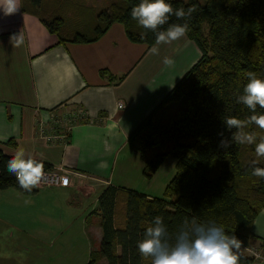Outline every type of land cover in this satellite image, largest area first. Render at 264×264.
Returning a JSON list of instances; mask_svg holds the SVG:
<instances>
[{
  "label": "crops",
  "instance_id": "0c3cea01",
  "mask_svg": "<svg viewBox=\"0 0 264 264\" xmlns=\"http://www.w3.org/2000/svg\"><path fill=\"white\" fill-rule=\"evenodd\" d=\"M94 4L20 0L16 13L0 10V151L11 157L23 148L26 157L69 171L71 180L69 187L0 191V264L88 263L93 250L89 234L98 247L102 240L98 196L114 187L116 169L131 168V163H119L129 149V136L200 58L186 36L151 58L149 50L156 44L148 48L130 41L119 23L89 43L73 42L71 35L61 42L60 33L51 34L43 23L59 18L61 30L69 28L70 20L91 37L100 5L104 9L109 2ZM64 9L72 11L71 18ZM165 57L175 61L174 67L165 68ZM78 113L83 119L71 126L65 142L40 136V122L49 129L52 119ZM130 151L125 153L129 160ZM90 216L97 220L92 229ZM251 233L264 238V210ZM243 249L247 256H253L248 250L261 256L253 264H264L258 240Z\"/></svg>",
  "mask_w": 264,
  "mask_h": 264
},
{
  "label": "trees",
  "instance_id": "16d2710c",
  "mask_svg": "<svg viewBox=\"0 0 264 264\" xmlns=\"http://www.w3.org/2000/svg\"><path fill=\"white\" fill-rule=\"evenodd\" d=\"M140 0H116L98 14V25L91 37L76 34L73 42L97 40L114 23L123 25L128 39L154 46L155 36L131 18V8ZM174 8L185 9L195 4L197 11L190 19L187 38L200 51L198 61L185 73L160 104L129 136V144L143 160L142 176L151 179L168 156L175 159V174L166 185L162 198H149L134 191L122 192L108 186L98 196L102 240L90 252L87 264H150L137 250V241L157 215L162 216L171 236L181 223L193 218L198 223L215 222L229 235H235L248 248L258 240L264 249V238L256 239L251 226L264 210V179L251 175L258 164L254 145L233 144L218 148V132L224 131L223 119L234 116L246 119L250 113L236 103L254 71L264 79V0H166ZM184 21L172 18L170 23ZM51 34L60 30L61 19L43 21ZM206 25V27L204 26ZM167 28V25L164 26ZM61 42L67 41L60 38ZM101 72V75H105ZM258 113L264 109L257 108ZM246 131L264 135L255 125ZM235 131V130H233ZM170 146V147H168ZM160 151L146 159L147 150ZM11 157L0 151V191L22 190L15 177L8 173ZM44 167L49 168L44 164ZM121 195V196H120ZM96 212V214H97ZM239 264H253L254 256L239 251Z\"/></svg>",
  "mask_w": 264,
  "mask_h": 264
},
{
  "label": "clouds",
  "instance_id": "9594fccd",
  "mask_svg": "<svg viewBox=\"0 0 264 264\" xmlns=\"http://www.w3.org/2000/svg\"><path fill=\"white\" fill-rule=\"evenodd\" d=\"M20 9V0H0V10L5 15L16 13ZM197 11L192 4L174 8L166 0H140L131 8V18L146 31L141 34L144 39L147 31L155 36L156 45L170 44L185 37L189 31L188 19ZM184 21L170 23L172 18ZM167 25V28L164 26ZM153 55L159 53L157 47L149 50ZM165 68H172L175 61L169 57L163 59ZM248 79L243 86V94L236 96V103L242 104L250 113L246 119L229 116L223 119L224 129L230 133L226 137L224 131L218 132L220 137L218 148L228 149L234 143L254 145L258 164L264 158V135L255 131H246L250 125H255L264 132V112L258 113L257 108L264 109V79L254 71L245 73ZM235 130V131H233ZM106 167V164L104 165ZM7 171L15 177L19 186L31 191L41 181L44 175V163L25 156V150L19 148L7 162ZM251 175L264 179V167L255 166ZM69 181L63 179V185ZM241 241L235 235H229L222 226L215 222L198 223L195 218L185 219L174 238L170 235L162 216L157 215L145 229L143 237L137 241V250L141 257L148 259L150 264H239Z\"/></svg>",
  "mask_w": 264,
  "mask_h": 264
},
{
  "label": "rangeland",
  "instance_id": "374dc122",
  "mask_svg": "<svg viewBox=\"0 0 264 264\" xmlns=\"http://www.w3.org/2000/svg\"><path fill=\"white\" fill-rule=\"evenodd\" d=\"M79 1L81 3H83L84 5H88V6H94L95 5L94 4L95 0H79ZM105 1L106 2L108 1L110 3V1L114 2L116 0H105ZM183 1H187V0H183ZM198 1L200 4L204 3V0H198ZM72 2L75 3L76 0H72ZM98 7H99V5H98ZM63 11L65 12V15L67 16V19L71 18L72 11H66L65 9ZM98 11L99 12L102 11L101 5H100V8ZM67 22H68L69 28L64 27L59 31L60 36L62 38H66L67 36H70V35L73 38L76 34L83 35L81 33V29H79L78 27L76 29L72 25L70 20H67ZM204 26L206 27V25H204ZM154 47L159 48V50L162 52V50L165 49L166 45L160 44V45H155ZM159 55L158 54L153 55L151 53V58H153V56H156L158 58ZM153 70H155V68H153ZM168 147H170V146H168ZM128 148L130 150H132L133 157L131 156L130 157L131 160H129L128 155L125 153L131 152V151L129 149H126V151H124L121 154V156L119 158V163H121V162L131 163V168L129 171H126L123 173H119V169H116L114 171V176H113V180H112L113 183L115 184L114 187L117 188L119 191H122L124 193L129 192V191H134L136 193L146 195L149 198H162L166 185L168 184V182L171 180V178L175 174V159L172 156H168L165 159V161L163 162V164L161 165V167L158 169V171L154 174V176L151 179L146 180L142 176V169H143L144 164H143V161H142L140 155L136 152V150L134 148H131L130 144H128ZM159 151L160 150L157 148H152L150 150H147L145 153L146 159L153 158L154 155H156ZM119 163H118V165H119ZM124 179L126 181H124ZM102 191H101V193H102ZM96 222H97V220H96L95 216L89 217L88 223H89L90 229L93 228V225ZM83 240H85V238H83ZM86 240H87V237H86ZM78 241L81 244L80 238L78 239ZM88 242L90 244V248L93 249V251L98 248L92 233L89 234V236H88ZM240 249L244 250L243 247H241ZM248 251H250V254H253V252L251 250H248Z\"/></svg>",
  "mask_w": 264,
  "mask_h": 264
},
{
  "label": "built area",
  "instance_id": "2783aa9c",
  "mask_svg": "<svg viewBox=\"0 0 264 264\" xmlns=\"http://www.w3.org/2000/svg\"><path fill=\"white\" fill-rule=\"evenodd\" d=\"M81 119H83V115L80 113H78L77 115L66 114L62 118L52 119L51 127L49 129H46L44 123L40 122L38 125V131L40 136L49 142H65L71 126L75 125L76 122ZM69 175L70 172L62 167H44V175L41 181L32 190L50 187H69L71 185ZM63 179H67L69 181L67 186L63 185ZM253 256L255 258L261 257L256 252H253Z\"/></svg>",
  "mask_w": 264,
  "mask_h": 264
}]
</instances>
